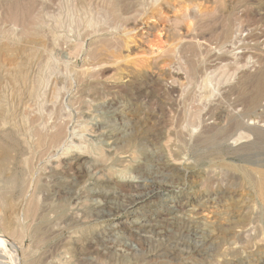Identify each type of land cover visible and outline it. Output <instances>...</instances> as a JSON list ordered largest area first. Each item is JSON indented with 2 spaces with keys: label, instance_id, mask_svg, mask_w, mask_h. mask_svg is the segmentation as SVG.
Here are the masks:
<instances>
[{
  "label": "rangeland",
  "instance_id": "obj_1",
  "mask_svg": "<svg viewBox=\"0 0 264 264\" xmlns=\"http://www.w3.org/2000/svg\"><path fill=\"white\" fill-rule=\"evenodd\" d=\"M262 171L264 0H0V264H264Z\"/></svg>",
  "mask_w": 264,
  "mask_h": 264
},
{
  "label": "bare ground",
  "instance_id": "obj_2",
  "mask_svg": "<svg viewBox=\"0 0 264 264\" xmlns=\"http://www.w3.org/2000/svg\"><path fill=\"white\" fill-rule=\"evenodd\" d=\"M241 37V36H240ZM239 41L241 40V39H238ZM235 41H237V39L235 40ZM236 43H238V41L237 42H234V44H236ZM234 46V45H233ZM97 121V120H96ZM100 122V121H99ZM98 122V123H99ZM256 122V121H255ZM246 125H248V126H251V125H254V122L253 121H248L247 123H246ZM97 126V125H96ZM60 128H62V127H60ZM60 130V129H59ZM101 133H103V132H101ZM56 134V133H55ZM104 135V134H103ZM105 135H106V133H105ZM241 137V136H240ZM63 138V132L61 131V132H58L53 138H52V141L53 142H56V141H60L61 139ZM234 139V138H233ZM243 139H245V138H243ZM238 140H239V138H238ZM238 140L237 139H234V141H233V143H237L238 142ZM244 141V140H243ZM242 141V142H243ZM56 145V144H55ZM238 145V144H237ZM236 146V145H235ZM57 151V150H56ZM77 157H81V156H83L81 153L80 154H78V155H76ZM55 158V157H54ZM75 158H70V157H68V156H66L63 160L64 161H66L68 164H72L73 162V160H74ZM165 159V158H164ZM170 161H171V159H170ZM170 161H166L167 163H165V164H170V165H172V164H174V163H171ZM175 161V160H174ZM163 164V163H162ZM163 167H164V165H163ZM173 167H175V166H173ZM171 168H172V166H171ZM168 165H166V168H164V170L162 171V172H166V174L167 173H170L171 172V169ZM161 169H162V166H161ZM175 169V168H174ZM125 170V169H124ZM139 170V169H138ZM127 171H129V170H127ZM126 171V172H127ZM135 171V170H134ZM159 171V170H158ZM122 172V171H121ZM130 172V171H129ZM132 172V171H131ZM141 172V171H140ZM173 172V171H172ZM118 173V172H117ZM173 173H177V172H173ZM131 174H133V173H131ZM131 174H127V173H125V172H122V173H118L116 176H114V177H111V178H108V179H106L105 181H102L103 182V184L102 185H100V186H98V187H94V188H92L90 191L92 192V195L95 197L94 198V200H93V206L94 207H96V208H98V207H100V208H102L101 209V211H103V210H105V205H104V201L105 200H98L97 198H99L100 196L102 197L103 196V198L104 199H108V201L107 202H109V200H111V199H115L114 197H116V196H118L119 194H121V192L119 191V189H118V187L120 186V185H123V186H125L124 184H128V185H131L132 187H139V186H144V182H143V179H142V177H136V176H133V175H131ZM137 174V173H136ZM151 174V173H150ZM164 174V173H163ZM135 175V174H134ZM138 176V175H137ZM255 185L254 186H256L257 187V191H259V193L261 194V196H263L264 197V171H262V172H260V178L258 179V180H255V182H253ZM156 184V183H155ZM117 185H119L118 187H117ZM113 186V188H111ZM155 186V185H154ZM106 187H109V188H111V191H107V188ZM122 188V187H121ZM121 190H123V189H121ZM150 192V191H149ZM151 194L150 193H145V194H140L139 196H137V197H135V198H133V199H131L130 201H129V203H127L126 205H124L125 207L124 208H126L130 213H137V214H135V218L136 217H138L137 219H132L131 221H130V226H128V228L130 229V232H131V235L132 236H134V237H138V238H144L146 235H144L143 233H145V230L147 229V227H149L150 226V224H147L146 222H148L146 219H143L142 218V216L144 215L145 217H147L146 216V210H144V211H142L141 210V206L142 205H145L146 204V202L151 198ZM100 199V198H99ZM118 200V199H117ZM112 202V201H111ZM110 202V203H111ZM118 202V201H117ZM114 204V203H113ZM116 205H117V203H115ZM120 206H118V208H119ZM137 208H139V211H138V209ZM143 209V208H142ZM103 216V215H102ZM125 226H127V225H125V224H121V225H118L115 229H113V231H114V236H115V238L117 239V240H119V239H123V238H128V237H126V236H124V233L122 232V230L125 228ZM197 229V228H196ZM195 232H197V231H195ZM137 238V239H138ZM131 239V238H130ZM1 240V239H0ZM4 241V240H3Z\"/></svg>",
  "mask_w": 264,
  "mask_h": 264
}]
</instances>
